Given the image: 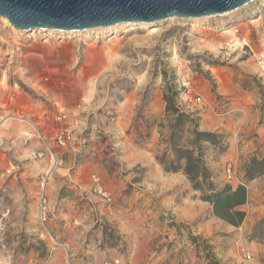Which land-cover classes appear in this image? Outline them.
I'll list each match as a JSON object with an SVG mask.
<instances>
[{"label": "rangeland", "instance_id": "rangeland-1", "mask_svg": "<svg viewBox=\"0 0 264 264\" xmlns=\"http://www.w3.org/2000/svg\"><path fill=\"white\" fill-rule=\"evenodd\" d=\"M235 37L247 40L250 48H231ZM182 82L189 84L186 95ZM233 85L264 107V0L223 17L76 33L18 31L0 18V264H61L62 255L71 254L70 240L80 248L77 264H94L101 253L106 262L109 252L121 264H264V250L253 248L250 235L232 232L235 226L215 217L188 180L189 189L179 194L192 192L190 200L208 204L198 221L210 231L208 238L192 236L196 221L177 232L187 242L197 238L192 248L172 245L165 235H153L142 246L135 230L121 237L99 215L115 207L133 214L142 205V211L153 214L160 200L162 180L152 172L154 165L129 167L120 151L130 132L121 130L122 123L138 140L148 138L156 126L160 137L148 149L153 164L163 168L160 159L168 167L166 137L173 119L165 112L167 89L176 93V107L199 118L180 107L181 98L218 116L217 91ZM11 117L17 119L7 120ZM64 130L59 144L57 136ZM191 130L189 123L181 126L185 145H190ZM222 136L227 152V136ZM36 141L41 147L35 158L25 157L23 149ZM222 150V145L203 144L201 160L214 178L221 169L208 164L221 159ZM42 182L46 228L38 220ZM96 184L109 202L94 191ZM160 214L171 212L165 206ZM123 224L131 226L129 219ZM72 225L83 232L74 233ZM252 231L257 243H264V222ZM125 237L133 244L127 245ZM159 238L162 244H156Z\"/></svg>", "mask_w": 264, "mask_h": 264}, {"label": "crops", "instance_id": "crops-1", "mask_svg": "<svg viewBox=\"0 0 264 264\" xmlns=\"http://www.w3.org/2000/svg\"><path fill=\"white\" fill-rule=\"evenodd\" d=\"M219 91H217V96L220 100L218 105L222 106L221 109L219 108L218 110L221 111V114H224L222 116H220L221 114L215 116L212 110L208 108L203 109L201 106L192 104L191 100L186 96L185 98H181L180 107L183 106L185 109H188L189 112H196L199 114L198 127L200 131L227 136L229 146L225 156L216 161L209 162L208 167L213 169L219 167L221 172H218L219 177L215 176V179L227 182L234 188L245 180L246 172L252 160L264 159V107L262 108L260 101L248 95L241 87L233 85L232 88H222V90ZM126 125L127 124L122 123L121 130L124 131L128 129L130 132L125 134L122 138L123 142L120 151L125 154V158H127L126 163L129 167L134 165H154L152 172L156 175V179L161 176L160 179L162 180L158 192L159 196H157L160 200L156 202V204H158L157 206L154 203V207L152 208L153 214H150L151 212L148 210L146 212L142 211L144 207L142 205L140 210L133 214H124L115 207L111 211L105 212L106 214L99 215L102 216L108 226L116 230L121 237L130 235V232L135 230L142 240V246H147L153 235H161L163 238L165 235L168 236V242H171L172 245H184L192 248L190 242H187L186 237L179 239L177 232L182 231V228L187 225L190 226L194 222L201 220L204 216V210L208 209V204L190 200L189 197L193 195L192 192L189 194L185 192L179 194L180 192L182 193L183 190L186 191L189 189L187 186L188 181L183 173L177 172L168 174L162 167L156 165V163L153 164L155 159L154 154L148 147L152 146L153 142L160 137L159 131L155 128L156 126L152 127L148 138L146 137L145 139L138 140L136 139V135L133 134L131 129ZM166 138L168 139V136ZM40 147V142H29L28 146L23 149V153L25 157H34V152L39 151L38 149H40ZM227 163L232 167L233 181L231 182L226 181L224 175V166ZM37 171H43V168L38 167ZM165 195L168 196V201L164 199ZM177 195H179L178 201H176ZM165 206L168 207L171 214H160L161 207ZM237 209L244 212V220L237 227L229 226L231 227V231H240L241 234L245 233L250 235L253 248L264 250V243H257V240L252 236L254 235L252 230H254L255 225L262 221L264 222V172L259 176L253 177L252 180L246 183V202ZM73 217L75 216L73 215ZM61 219H65L62 214ZM124 219H129L131 226L127 225L126 227L123 224ZM222 224L224 225V223ZM195 225V228H192V226L190 228L193 230L191 235L208 238L209 226L207 224H201L199 221L195 223ZM83 229V227L79 228L76 225H72L71 231H74V233H81ZM224 229L226 228H223V230ZM228 230H230V228H228L227 231ZM163 238L154 241L156 244H162L164 241ZM124 240L127 241V245L133 244V240L128 237H125ZM69 243L71 244V254L69 255L65 252V254L62 255L61 264H69L72 260L75 264L80 262V259H78V253L80 251L79 245L73 244L71 240ZM96 253L98 254V251H96ZM109 253L106 259L109 260L106 262L112 263L115 261L120 264L123 262L119 258L111 260L112 254ZM76 256L77 259H75ZM105 256V253L98 254L97 256L95 255L94 264H98L99 262H101L100 264H106L103 258Z\"/></svg>", "mask_w": 264, "mask_h": 264}, {"label": "water", "instance_id": "water-1", "mask_svg": "<svg viewBox=\"0 0 264 264\" xmlns=\"http://www.w3.org/2000/svg\"><path fill=\"white\" fill-rule=\"evenodd\" d=\"M257 0H0V18L16 30L82 32L120 24L219 17Z\"/></svg>", "mask_w": 264, "mask_h": 264}, {"label": "trees", "instance_id": "trees-1", "mask_svg": "<svg viewBox=\"0 0 264 264\" xmlns=\"http://www.w3.org/2000/svg\"><path fill=\"white\" fill-rule=\"evenodd\" d=\"M167 93L164 94L163 98L166 104L165 112L173 119L167 139L170 156L167 157L168 167L160 159H158V163L163 166L167 173H183L190 182L192 189L201 193L202 201L211 204L215 217L232 226H239L244 220L245 214L237 208L246 202V183L253 177L263 174L264 159L252 160L246 172L245 180L234 188L227 182L215 179L201 160L203 144L208 143L220 148L222 145L223 150L219 157H223L227 148L222 144L224 137L219 134L199 132V118H195L192 114H187L176 107V93H173L170 87L167 89ZM186 123L192 126V130L189 131L192 138L189 142L190 145L183 144L181 134V126ZM189 240L195 245L197 238L190 237Z\"/></svg>", "mask_w": 264, "mask_h": 264}, {"label": "built area", "instance_id": "built-area-1", "mask_svg": "<svg viewBox=\"0 0 264 264\" xmlns=\"http://www.w3.org/2000/svg\"><path fill=\"white\" fill-rule=\"evenodd\" d=\"M230 46L231 48H234L235 50L240 48V49H244V48H250L248 41L245 40L244 38H239V37H235L234 40L232 42H230ZM188 82H182L181 86L186 90L185 95L188 93ZM200 99H197V102H199ZM224 115V114H221ZM11 119H17V117H11L8 118L7 120H11ZM67 131L64 130L62 131L58 136H57V140L59 144H63L64 143V139L66 136ZM2 143L1 138H0V144ZM224 175L226 178V181L231 182L233 181V174H232V167L229 163L225 164L224 166ZM94 191L100 196L102 197L104 200H106V202H109L110 197L109 195L106 193L105 190H103V188L100 186V184H96L94 187ZM38 220L40 222V224H42L45 227V224L48 221V199H47V195H46V191H45V187L44 184L42 182L41 184V189L39 192V196H38Z\"/></svg>", "mask_w": 264, "mask_h": 264}, {"label": "bare ground", "instance_id": "bare-ground-1", "mask_svg": "<svg viewBox=\"0 0 264 264\" xmlns=\"http://www.w3.org/2000/svg\"><path fill=\"white\" fill-rule=\"evenodd\" d=\"M236 12V11H235ZM232 13H234V12H232ZM232 13H230V14H232ZM230 14H227V15H221V16H219V17H223V16H228V15H230ZM205 18H213V17H205ZM205 18H199V19H205ZM199 19H191V20H199ZM136 24H143V23H132V24H120V25H127V26H134V25H136ZM144 25H152V24H144ZM116 26H119V25H116ZM112 27H114V26H112ZM105 28H111V27H105ZM97 29H104V28H97ZM92 30H96V29H92ZM18 31H21V30H18ZM32 31V30H31ZM42 31H55V30H42ZM86 31H91V30H86ZM30 32V31H29ZM58 32H64V31H58ZM82 32H84V31H82ZM72 33H76V32H72ZM54 166V165H53ZM53 166H51V167H53Z\"/></svg>", "mask_w": 264, "mask_h": 264}]
</instances>
